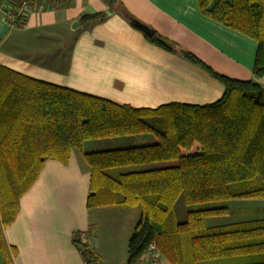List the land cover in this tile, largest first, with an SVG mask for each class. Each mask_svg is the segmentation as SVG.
<instances>
[{"label": "trees", "instance_id": "trees-1", "mask_svg": "<svg viewBox=\"0 0 264 264\" xmlns=\"http://www.w3.org/2000/svg\"><path fill=\"white\" fill-rule=\"evenodd\" d=\"M197 4L207 18L256 41L253 74L260 76L264 0ZM108 9L118 10L129 22L132 18L118 0H108ZM103 16L84 15L81 21L93 23ZM144 37L164 50L175 48L154 34ZM186 59L223 86L218 101L136 110L0 66V236L1 229L15 220L19 199L44 162L65 164L70 151L78 150L90 171L88 209L140 210L128 239L126 264H137L150 243L170 264H264V218L207 227L206 217L227 209L206 208L186 211L183 222L175 220L173 205L179 196L187 207L264 200V89L253 81L219 75L192 54ZM141 134H152L156 142L82 152L86 141ZM80 235L76 233L73 242L84 264H101L87 235V242Z\"/></svg>", "mask_w": 264, "mask_h": 264}, {"label": "crops", "instance_id": "crops-1", "mask_svg": "<svg viewBox=\"0 0 264 264\" xmlns=\"http://www.w3.org/2000/svg\"><path fill=\"white\" fill-rule=\"evenodd\" d=\"M118 2L174 50L149 43L118 10L109 13L108 0H61L20 26H8L0 13V66L136 110L218 101L223 86L179 55L176 49L181 48L219 75L253 81L264 89V71L253 74L256 41L201 14L197 0ZM96 14L105 16L93 23L81 21ZM155 142L152 134L92 140L83 143L82 152ZM89 181L81 151L71 150L65 164L46 160L19 199L15 220L1 229L0 264H84L73 242L76 233L87 235L101 264H126L128 239L140 210L88 209Z\"/></svg>", "mask_w": 264, "mask_h": 264}, {"label": "rangeland", "instance_id": "rangeland-1", "mask_svg": "<svg viewBox=\"0 0 264 264\" xmlns=\"http://www.w3.org/2000/svg\"><path fill=\"white\" fill-rule=\"evenodd\" d=\"M92 141V140H91ZM94 141V140H93ZM112 148V147H109ZM107 150L108 147H101L100 150ZM206 208H226L227 213L206 217L204 223L207 227L227 225L241 221L256 220L264 218V200L259 199H238L229 201H218L185 206L182 197L179 196L174 202L173 211L175 220L183 222L186 218V211L206 209Z\"/></svg>", "mask_w": 264, "mask_h": 264}, {"label": "built area", "instance_id": "built-area-1", "mask_svg": "<svg viewBox=\"0 0 264 264\" xmlns=\"http://www.w3.org/2000/svg\"><path fill=\"white\" fill-rule=\"evenodd\" d=\"M50 5V0H0V13L10 27L22 25L31 14ZM81 241L87 242L84 233ZM137 264H170L159 252L154 243H150Z\"/></svg>", "mask_w": 264, "mask_h": 264}, {"label": "water", "instance_id": "water-1", "mask_svg": "<svg viewBox=\"0 0 264 264\" xmlns=\"http://www.w3.org/2000/svg\"><path fill=\"white\" fill-rule=\"evenodd\" d=\"M108 12L111 13V10L108 9ZM130 22L140 31H142L145 35L148 36H152L154 34V31L149 28L148 26L144 25L143 23H141L140 21L131 18ZM176 52L181 55L182 57H186L187 56V52L181 48H177Z\"/></svg>", "mask_w": 264, "mask_h": 264}]
</instances>
